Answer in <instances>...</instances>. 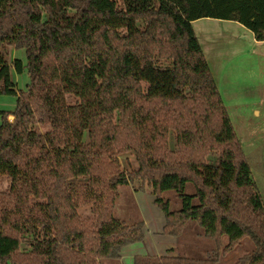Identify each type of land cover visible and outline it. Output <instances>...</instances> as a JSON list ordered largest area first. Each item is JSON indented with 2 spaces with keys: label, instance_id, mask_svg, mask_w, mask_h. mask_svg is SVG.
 <instances>
[{
  "label": "trees",
  "instance_id": "trees-1",
  "mask_svg": "<svg viewBox=\"0 0 264 264\" xmlns=\"http://www.w3.org/2000/svg\"><path fill=\"white\" fill-rule=\"evenodd\" d=\"M203 18L264 41V0H0V94L17 97L0 110V264H119L144 239L143 220L115 215L123 187L155 196L165 234L192 220L219 247L134 264H217L246 238L235 264H264V201L194 30Z\"/></svg>",
  "mask_w": 264,
  "mask_h": 264
},
{
  "label": "rangeland",
  "instance_id": "rangeland-1",
  "mask_svg": "<svg viewBox=\"0 0 264 264\" xmlns=\"http://www.w3.org/2000/svg\"><path fill=\"white\" fill-rule=\"evenodd\" d=\"M193 27L264 201V41L255 40L249 29L235 21L203 18L194 21ZM12 58L26 61L25 49L9 48V59ZM12 75L18 89L26 90L27 71L22 74L13 71ZM16 105L15 95L0 94V110L14 111ZM6 186V182L0 183V189ZM167 196L172 200L173 210L180 208L174 193L169 192ZM154 200L149 191L121 189L115 215L128 222L143 220L144 239L124 247L119 264H134L136 256L171 254V246L175 247L172 254L192 258H208L219 248L204 235V229L196 221H187L178 236L165 234L166 215ZM252 247L246 238L224 253L223 244L217 264H235Z\"/></svg>",
  "mask_w": 264,
  "mask_h": 264
},
{
  "label": "crops",
  "instance_id": "crops-1",
  "mask_svg": "<svg viewBox=\"0 0 264 264\" xmlns=\"http://www.w3.org/2000/svg\"><path fill=\"white\" fill-rule=\"evenodd\" d=\"M11 117V119H12V116H10ZM163 230V228H161V231ZM160 232V231H159ZM171 237H172V235H171ZM171 249H174L175 247L174 246H171L170 247ZM124 249V248H123ZM174 252V251H173ZM121 255H122V251H121ZM156 255H159V254H156ZM161 255H163L162 253H161ZM122 258H123V255H122Z\"/></svg>",
  "mask_w": 264,
  "mask_h": 264
}]
</instances>
